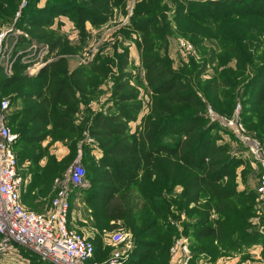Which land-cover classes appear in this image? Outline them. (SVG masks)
<instances>
[{"label":"trees","instance_id":"16d2710c","mask_svg":"<svg viewBox=\"0 0 264 264\" xmlns=\"http://www.w3.org/2000/svg\"><path fill=\"white\" fill-rule=\"evenodd\" d=\"M169 11L162 1L152 0L136 8L129 18V28L137 35L141 64L136 72L130 71L128 53L122 55L113 99L106 111L96 113L89 122L88 129L98 140L102 154L98 159L90 157L87 153L91 150L83 146L88 165L85 179L90 186L73 190L69 218L72 199L83 193L96 230L107 229L112 219H123L133 232L136 249L126 264H169L172 236L178 233L167 222L173 211L164 196L171 198L174 188L180 185L184 188L180 209L206 197L213 202L205 207V214L188 212L189 218L198 220L193 227L185 224L184 233L191 241V264L203 259L214 264L262 241L260 234L249 230L257 192L245 194L238 190L237 171L246 168V162L216 144L213 132L217 125L210 124L206 117V102L172 66ZM23 13L27 25L37 29L52 27L56 18L66 17L84 39L88 25L97 29L109 22L112 5L111 0H48L43 8L32 10L30 5ZM171 16L179 24L195 22L217 31L230 19L264 21V0H177ZM55 67L58 66L46 67L30 79L23 74L25 66L17 62L12 77L0 76V98L11 94L8 125L19 133L20 146L41 147L53 134L72 136L84 129L75 117L82 104L78 90L84 89L86 76L75 70L69 75L60 72V79L52 74ZM92 73L104 72L94 68ZM202 74L204 70L199 76ZM32 82H40L41 87L30 89ZM247 87L253 89V103L263 105L264 73L251 79ZM228 88L225 80H212L206 93L216 99ZM141 91L151 97L148 113H144ZM191 110L198 113L191 114ZM19 156L20 162L32 164H39L43 158L25 151H20ZM52 172L41 171L27 188L29 194L35 193V199L44 198L40 200L44 202L50 198L49 208L58 176ZM26 187L25 181L22 192ZM134 189L140 192L145 207L131 208L126 204L121 209L116 205ZM161 202L164 205L158 204ZM212 211L217 218L211 217ZM138 213L140 216L134 217ZM98 244L101 249V242ZM106 260L97 257L95 248L91 263ZM31 264L51 263L34 258Z\"/></svg>","mask_w":264,"mask_h":264},{"label":"rangeland","instance_id":"374dc122","mask_svg":"<svg viewBox=\"0 0 264 264\" xmlns=\"http://www.w3.org/2000/svg\"><path fill=\"white\" fill-rule=\"evenodd\" d=\"M150 1L152 0H111L112 15L109 22L97 29L88 25L89 31L83 39L82 34H79L74 24L66 17L56 18L53 26L46 29L31 28L27 25L23 15L25 8L31 5L32 10L41 9L48 0H0V33L5 29L12 30L7 43L9 53L5 65L9 63L15 66L19 62L25 66L24 76L30 79L37 77L43 69L51 65L58 66L52 74L58 75L60 79L63 78L60 72L69 75L75 70L83 71L82 74L86 76L84 89L78 90L82 104L75 117L76 123L84 128L81 133L72 136L62 133L53 134L41 147H26L18 144L20 135L13 131L18 135L16 144L18 159H20V151L31 152L33 156H43L39 164L19 161L24 180L27 182L26 190L41 171L42 173L53 171L52 173L58 174L55 181L59 180L58 185L54 181L56 195V192L67 184L71 168L82 164L88 170L83 146H88L91 150L87 153L90 157L98 159L102 154L98 140L91 136L88 129L89 122L96 113L106 111L113 99L116 82L120 75L119 65L122 55L128 53L131 63L130 71L136 72L140 66L137 35L129 28V18L136 8ZM160 1L170 10L168 41L170 60L174 70L183 74L206 102V117L210 124L217 125L213 132L216 144L227 147L230 153L241 157L246 162V168L242 167L237 171L238 190L245 191V194L249 191L257 192L254 210L249 217V230L260 234L263 239L258 244L244 248L237 255L228 256L239 257L235 263H231L230 260L228 263L226 260L223 264H264V201L261 200L257 191L261 166L260 162L249 153L251 146L264 148V104L253 103V89L247 87L251 79L264 73V21L257 18L230 19L225 21L217 31L195 22L179 24L171 16L177 0ZM183 43H186L187 47H183ZM94 68L103 70L104 73H92ZM201 70H204V74L199 76ZM13 74L12 67L11 75L2 69L0 76L9 78ZM212 80H225L229 84L228 89L221 91L220 98L214 99L212 95L206 93L207 85ZM29 86L30 89L35 90L40 88L41 84L32 82ZM10 95L2 99L9 101ZM141 97L145 107L144 113H148L151 97L145 95L143 91H141ZM11 113L12 110H9L8 114ZM189 113L197 114L198 112L191 110ZM230 123L237 124L238 131L234 130L235 125L232 127ZM86 185L85 189H88L90 181L87 178ZM183 191L184 188L178 185L174 188L171 198L164 196L173 211L167 218V222H170L178 233L172 236V243L181 234L173 222L177 223L182 233L189 238L184 233V225L190 224L193 227L198 219L189 218L188 212L197 210L204 211L205 214L208 212V207H205L213 204L212 200L206 197L198 204L192 203L180 209V203L183 201L180 197ZM126 197L127 199L116 202L121 209L126 204L131 208L145 207L144 200L136 189L131 190ZM49 199L40 201L39 204H42L38 211L49 208ZM158 204L164 205V202ZM212 212L211 217L217 218L218 215ZM138 216L140 213L134 217ZM94 224L95 221L90 216L84 194L78 193L72 199L70 230L84 234L95 246L98 258L102 256L107 260L111 258L113 249L107 246L106 239L119 231L130 235L133 248L130 254L132 255L135 251V236L125 226L123 219H112L108 228L102 231L96 230ZM99 242L102 244L101 249ZM189 242L191 243L190 239ZM258 250L259 252L256 253L255 251ZM34 258L38 256L16 245L11 251L1 249L0 240V264H31ZM100 263L103 264L105 261ZM199 264L212 263L203 259Z\"/></svg>","mask_w":264,"mask_h":264},{"label":"built area","instance_id":"2783aa9c","mask_svg":"<svg viewBox=\"0 0 264 264\" xmlns=\"http://www.w3.org/2000/svg\"><path fill=\"white\" fill-rule=\"evenodd\" d=\"M11 29L0 33V71L12 74L13 65H5ZM183 47H187L183 43ZM6 66V67H5ZM36 68V66H33ZM37 72V70H36ZM35 72V73H36ZM10 101L0 98V240L1 249L11 251L14 246L25 248L43 262L51 264H101L93 262L95 248L84 234L69 228L70 197L74 189L86 188V169L82 164L71 168L67 184L61 187L52 199L46 213L26 208L21 199L25 184L20 174L16 144L18 135L8 125ZM235 125L238 131V125ZM249 153L260 162L257 191L264 201V148L251 146ZM55 183L58 185L59 180ZM172 222V221H171ZM181 234L170 250L169 264H191L193 254L189 238L181 227L173 222ZM113 249L110 259L103 264H124L133 250L130 235L116 232L106 239Z\"/></svg>","mask_w":264,"mask_h":264},{"label":"crops","instance_id":"0c3cea01","mask_svg":"<svg viewBox=\"0 0 264 264\" xmlns=\"http://www.w3.org/2000/svg\"><path fill=\"white\" fill-rule=\"evenodd\" d=\"M10 101V100H9ZM101 156V155H100ZM99 156V157H100ZM21 169V168H20ZM20 172H21V170H20ZM25 191V192H24ZM22 193H21V199H22V203H23V205L26 207V208H28V209H31V210H33V211H36V212H39V213H41V212H44V211H38V210H40V206L38 205V202L40 201V200H45L44 198H38V199H35L37 196L35 195V193H32V194H29L28 193V190H26V188H25V190H24ZM36 196V197H35ZM38 205V206H37ZM256 253H258L259 252V250L258 251H255ZM252 253V252H251ZM249 254V253H248ZM250 257H252V256H250ZM238 258L239 257H224V258H222V259H219L218 261H217V263L216 264H223V263H225L226 262V260H228V263H229V260H230V262L232 263H235V261H238ZM200 262V261H199ZM199 264V263H198Z\"/></svg>","mask_w":264,"mask_h":264}]
</instances>
